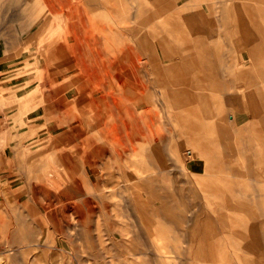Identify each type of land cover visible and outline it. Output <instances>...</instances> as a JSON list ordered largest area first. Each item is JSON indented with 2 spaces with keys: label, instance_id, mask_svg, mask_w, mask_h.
<instances>
[{
  "label": "bare ground",
  "instance_id": "obj_1",
  "mask_svg": "<svg viewBox=\"0 0 264 264\" xmlns=\"http://www.w3.org/2000/svg\"><path fill=\"white\" fill-rule=\"evenodd\" d=\"M29 1L43 4L30 26L36 36L46 34V79L71 82L62 83L65 93H49L39 114L59 164L49 174H70V193L88 182L96 189L104 179L99 163L114 160L122 169L125 160L129 194L115 193L118 205L128 210L133 204L145 228L156 218L163 232H172L179 228L182 205L172 173L179 162H203L205 175L213 176L209 186L217 185L224 198L218 207L232 213L194 216L195 245L220 244L215 261L223 264H234L227 250L224 255L225 242L259 251L264 244V0H212L225 4L228 15L215 21L209 16L219 13L216 3H208L207 15L200 9L207 0ZM226 52L235 59H227ZM29 101L30 96L17 99L16 108L29 107ZM243 118L248 122L242 124ZM35 129L29 123L24 131L19 128V146L31 142ZM80 172L84 178L78 180ZM51 183L43 189L55 198V208H63L70 198ZM54 213L47 214L58 220ZM238 257L243 264H264V252L256 259Z\"/></svg>",
  "mask_w": 264,
  "mask_h": 264
},
{
  "label": "rangeland",
  "instance_id": "obj_2",
  "mask_svg": "<svg viewBox=\"0 0 264 264\" xmlns=\"http://www.w3.org/2000/svg\"><path fill=\"white\" fill-rule=\"evenodd\" d=\"M31 3L33 1L2 0L0 4V264H223L215 261L220 244L195 245V229L193 225L190 226L195 217L202 219L209 214L218 218L232 213L231 210L218 207L224 198L216 191L217 185L209 186L213 176L205 175L203 162H179L172 173L176 190L181 193L179 200L182 204L178 215L180 221L177 218L179 228L172 232H163L156 218H150L153 226L145 228L133 204H129V211L123 205H118L120 196L115 193L129 194L125 189L124 172L130 168L125 160L122 161V169L115 167L114 160L100 162L104 179L96 189L88 182L79 191L70 193V174L66 171L59 175L49 174V169L54 170L59 164L52 159L49 134L39 114L49 104L46 98L51 95L49 93H65V88L71 82L61 76L53 82L46 79V34L38 37L36 28L31 29L30 26L43 4ZM208 3L210 0L202 1L200 5L206 15L209 13ZM213 3H216L214 7L218 8L216 11L219 13L209 18L215 21L222 20L224 16L227 19L226 5L222 2ZM160 19L157 18L156 22ZM218 25L221 27L222 24L216 27ZM220 29L228 36L225 27ZM221 30L218 31V41L222 39L219 35L222 34ZM227 56V59H235L236 55L226 52ZM226 77L230 75L226 74ZM242 81H239L240 86ZM62 83L67 86L64 87ZM51 84L57 87L56 90H51ZM62 93H57V96ZM14 94H18V102L30 96L29 107L16 108L20 103H17ZM158 101L162 106L165 97L161 95ZM159 112L161 120H164L165 113ZM27 118H31L30 121ZM241 121L242 124L248 122L245 118ZM28 123L36 125L37 129L29 137L31 142L28 145L19 146L23 135L20 140L17 131L19 128L24 131ZM187 149L189 147L183 151ZM83 176L80 172L77 179ZM51 180L60 186L59 189L53 186V190L70 198L63 208H55V198L43 189L46 183L52 184ZM168 188L167 191H170ZM174 192L173 189L171 194L174 195ZM88 204L94 207L93 213L89 211ZM106 210L110 214H103ZM49 211H55L58 220H52L47 214ZM83 214H88V217H83ZM262 216L258 224L263 221ZM221 236L224 234L221 233ZM225 243L222 246L224 255L229 252L228 258L236 259L234 264H242L238 256L249 257L264 252V244L259 247V251L249 253L244 247L238 246L239 243ZM201 249L206 253L204 256L199 254ZM190 251L194 253L193 256L189 254ZM198 256L200 260L196 259Z\"/></svg>",
  "mask_w": 264,
  "mask_h": 264
},
{
  "label": "crops",
  "instance_id": "obj_3",
  "mask_svg": "<svg viewBox=\"0 0 264 264\" xmlns=\"http://www.w3.org/2000/svg\"><path fill=\"white\" fill-rule=\"evenodd\" d=\"M182 4H183V2H180V3H179L180 6H181ZM211 4H214L212 0H210V5H211ZM199 5H200V4H199ZM159 19H160V18H159ZM1 72H2V71H1ZM8 147H9V146H8ZM8 147H7V148H8ZM259 246H263V244H261V245H259ZM251 253H252V252H251ZM262 253H263V251H262ZM260 255H261V253H260L259 255H254V256L252 255V256H249V257H248V256H247V257L244 256V257H241V258H242L243 260H244V259L246 260L247 258H248V259H249V258H254V259H256V258L259 257ZM245 260H244V261H245ZM235 261H236V259L233 260V263H235ZM242 264H243V263H242Z\"/></svg>",
  "mask_w": 264,
  "mask_h": 264
}]
</instances>
